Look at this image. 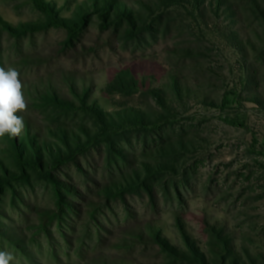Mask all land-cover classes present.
<instances>
[{
	"label": "rangeland",
	"instance_id": "obj_1",
	"mask_svg": "<svg viewBox=\"0 0 264 264\" xmlns=\"http://www.w3.org/2000/svg\"><path fill=\"white\" fill-rule=\"evenodd\" d=\"M0 67L28 105L0 137L11 264H264V0H0ZM125 71L139 84L107 91ZM53 94L157 123L101 130ZM26 132L73 158L21 160Z\"/></svg>",
	"mask_w": 264,
	"mask_h": 264
},
{
	"label": "trees",
	"instance_id": "obj_2",
	"mask_svg": "<svg viewBox=\"0 0 264 264\" xmlns=\"http://www.w3.org/2000/svg\"><path fill=\"white\" fill-rule=\"evenodd\" d=\"M121 7L123 8H120V10L121 11L124 10L125 16L131 19L130 18L131 11L128 8H125L124 6H121ZM120 10H117V9L114 10L115 15H116L115 19H118V17L122 15L124 16V13H121ZM135 12H138V11H135ZM101 13H102V17L105 20L111 21V17L107 11L106 12L103 11ZM131 21L134 22L133 19H131ZM138 84L139 82L137 81V79L129 71H125L119 74L114 79V81L107 86L106 90L111 93H114V92L125 93L127 89L132 88V87L134 88ZM174 89H176V91L178 90L177 82H175ZM153 91H154V95L156 99L158 100L159 104L162 105V107H164L165 109H168V104H167L168 99L163 94L162 90L156 88ZM51 100L57 107L60 106V108H64L66 110H74L77 107L78 108L80 107L83 110H85L84 108H86L87 111H89L94 117H96L97 124L100 126L101 130H106L107 128L136 126V125L149 127V126H155L156 125L155 123H157L153 121L154 119H153L152 114H148L144 110H141V108L127 107V108L116 110L114 112H106L95 106L90 107L87 105L86 96H84V98H82L81 100L79 99L80 102L84 105V108L83 106H81V104L79 106V104H77V102L75 101H72V100L70 101L67 99H60L55 94L52 95ZM65 140H67L66 134H65ZM76 145H79V143H76ZM42 147L47 148L48 146H46V144H43V143L41 144V142L38 143L34 137L30 136V134L26 132V135L24 136V138H22L19 142V156H20L19 158L23 161L25 160V161H30L32 163H37L39 167L41 164L45 165L47 163H45L43 158L40 157V152H41ZM67 148L69 149V153L63 154L62 156L60 155L55 156L53 154L52 149L49 148V152L51 156L48 155L46 157H48L49 159H52L56 163L67 161V159H70V158L72 159L74 156V151H72V149H70L69 147ZM57 150L60 152L59 147L57 148ZM218 234L220 235L221 232H219ZM220 237L224 239L223 246L225 248H229V245H231V241H229L226 238V236L224 235L222 236V234L220 235ZM168 248L172 249L173 253H175L178 256H185V254L181 252L180 250L175 251L174 249L175 247L168 246ZM198 256H200L201 260L205 262V258L202 254H198ZM228 261L230 264H238V262L236 261V255L232 256L231 258H228Z\"/></svg>",
	"mask_w": 264,
	"mask_h": 264
},
{
	"label": "clouds",
	"instance_id": "obj_3",
	"mask_svg": "<svg viewBox=\"0 0 264 264\" xmlns=\"http://www.w3.org/2000/svg\"><path fill=\"white\" fill-rule=\"evenodd\" d=\"M27 101L19 72L12 67H0V137L18 136L24 129ZM15 257L11 252L0 251V264H11Z\"/></svg>",
	"mask_w": 264,
	"mask_h": 264
}]
</instances>
